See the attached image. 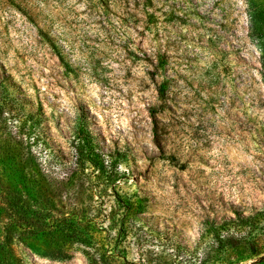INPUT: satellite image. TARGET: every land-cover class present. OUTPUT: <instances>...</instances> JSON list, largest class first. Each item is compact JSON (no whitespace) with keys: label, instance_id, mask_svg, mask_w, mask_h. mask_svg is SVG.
Returning <instances> with one entry per match:
<instances>
[{"label":"rangeland","instance_id":"rangeland-1","mask_svg":"<svg viewBox=\"0 0 264 264\" xmlns=\"http://www.w3.org/2000/svg\"><path fill=\"white\" fill-rule=\"evenodd\" d=\"M263 61L264 0H0V264H264Z\"/></svg>","mask_w":264,"mask_h":264},{"label":"trees","instance_id":"trees-1","mask_svg":"<svg viewBox=\"0 0 264 264\" xmlns=\"http://www.w3.org/2000/svg\"><path fill=\"white\" fill-rule=\"evenodd\" d=\"M262 65L264 66V61L262 62ZM161 97H163V95H161ZM258 216L264 218V210L261 211V212H258L256 215L249 216V217H240L239 216L236 219V221H233L232 220V223H241V224H244V225L246 224L247 227L250 228V227H253V223L256 221V219H257ZM226 223L229 224L228 222H226ZM230 223H231V221H230ZM249 238H250V232H248L246 234V241ZM218 243L221 244L222 246H225V245H231V246L235 245L236 246V244H237L232 237H228V238H224V239H219L218 240ZM251 248L255 250L256 247L255 246L253 247V245H252ZM48 257H50L52 260H59V261L60 260H66V259L69 258L68 256H64V255L63 256L62 255H48ZM262 258L263 259L261 261H264V257H262ZM89 264H94V263H93V261H90Z\"/></svg>","mask_w":264,"mask_h":264}]
</instances>
